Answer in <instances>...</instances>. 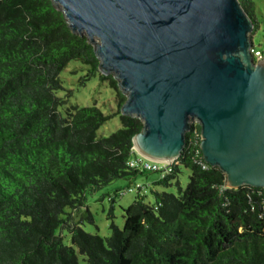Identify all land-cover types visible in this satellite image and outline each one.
I'll use <instances>...</instances> for the list:
<instances>
[{"label": "trees", "instance_id": "1", "mask_svg": "<svg viewBox=\"0 0 264 264\" xmlns=\"http://www.w3.org/2000/svg\"><path fill=\"white\" fill-rule=\"evenodd\" d=\"M240 2L254 34L258 26ZM71 61L107 82L117 112L71 107L63 117L66 101L57 93ZM98 65L87 38L72 33L52 0H0V264H264V191L227 188L224 174L202 159L198 125L158 182L168 187L185 167L184 190L152 191L153 205L138 196L124 210L123 228L112 225L107 238L75 224L87 191L144 173L129 167L142 123L121 115L126 97ZM115 116L121 128L98 139Z\"/></svg>", "mask_w": 264, "mask_h": 264}, {"label": "water", "instance_id": "2", "mask_svg": "<svg viewBox=\"0 0 264 264\" xmlns=\"http://www.w3.org/2000/svg\"><path fill=\"white\" fill-rule=\"evenodd\" d=\"M126 97L144 158L170 165L200 127L203 161L226 187L264 191V61L240 0H52Z\"/></svg>", "mask_w": 264, "mask_h": 264}, {"label": "rangeland", "instance_id": "3", "mask_svg": "<svg viewBox=\"0 0 264 264\" xmlns=\"http://www.w3.org/2000/svg\"><path fill=\"white\" fill-rule=\"evenodd\" d=\"M250 8L258 30L253 34L255 48L264 54V0H245ZM63 89L57 96L66 101L59 112L67 116L71 107L96 106L105 115H113L118 110L114 91L108 87L107 82H101L98 74L93 75L91 68L79 61H71L60 74ZM121 128L119 116L111 118L97 132L98 139L109 137ZM190 171L180 167L177 181L163 187L158 182L161 174L158 172L139 173L134 177L118 179L107 186L95 191L85 193L84 205L78 208L74 217L75 224L91 235L107 238L111 235V226L122 229L124 224V210L130 207L138 196L145 197V203H155L152 191L167 192L177 195L179 187L184 190L189 184ZM140 188V191L137 190ZM132 189L131 191H128ZM66 214L72 210L66 209ZM66 216L63 215L62 218ZM64 243L71 245V237L64 232ZM81 264L82 259L80 258Z\"/></svg>", "mask_w": 264, "mask_h": 264}, {"label": "built area", "instance_id": "4", "mask_svg": "<svg viewBox=\"0 0 264 264\" xmlns=\"http://www.w3.org/2000/svg\"><path fill=\"white\" fill-rule=\"evenodd\" d=\"M254 60L256 61H264V54L255 48L251 50ZM133 151L137 154L136 158H133L129 162V167L134 171H141V172H158L161 174V178L170 175L173 172V166L177 165V162H174L170 165L156 163L150 161L143 156L139 155L133 148ZM132 189L128 190L131 191Z\"/></svg>", "mask_w": 264, "mask_h": 264}]
</instances>
